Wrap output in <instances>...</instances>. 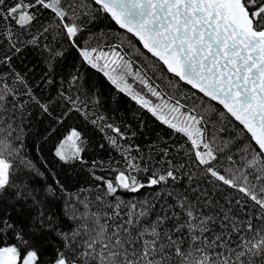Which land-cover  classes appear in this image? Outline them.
Instances as JSON below:
<instances>
[{
  "label": "snow or ice",
  "instance_id": "obj_1",
  "mask_svg": "<svg viewBox=\"0 0 264 264\" xmlns=\"http://www.w3.org/2000/svg\"><path fill=\"white\" fill-rule=\"evenodd\" d=\"M41 10L52 14L46 25ZM101 12L138 42L129 40L135 63L122 43L93 46ZM0 26V264H264V0H0ZM64 43L185 141L153 161L121 148V129L105 124L125 167L112 170L114 179L94 174V190L69 194L61 218L47 203L56 188L29 183L43 173L23 153L24 111L64 103L78 112L79 100L65 91L42 99L14 61L32 45L53 71ZM43 81L53 83L47 73ZM83 143L74 129L55 156L83 162ZM144 188L157 191L143 200L119 195Z\"/></svg>",
  "mask_w": 264,
  "mask_h": 264
},
{
  "label": "trees",
  "instance_id": "obj_2",
  "mask_svg": "<svg viewBox=\"0 0 264 264\" xmlns=\"http://www.w3.org/2000/svg\"><path fill=\"white\" fill-rule=\"evenodd\" d=\"M95 10V5H93ZM43 15L40 21L45 25L49 22L52 14L49 10H41ZM2 27V26H0ZM91 31L95 33L97 39L92 41L93 46L99 42L101 47L112 44H123V51L129 53V58L135 63L138 53L129 44L139 47L138 42L125 30L119 27L104 13H99L98 18L91 24ZM28 37L23 36L21 40ZM84 38H87L85 33ZM43 43V41H41ZM60 50H64V55L57 58V63L53 71H49V65L44 55H41V48L27 45L15 60L17 71H23L33 91L42 99L46 97H57L60 91H65L67 95L78 97L79 103L76 107L80 111H68L72 105L65 106L53 103L50 113H42L34 105H28L24 111V131L21 135L23 142V153L38 172L43 175L32 173L29 183L38 190H43L52 185L56 188V194L49 196L47 203L50 212L63 217L64 204L69 194L81 192L83 198L89 194V190H94V185L98 182L95 175H103L107 179H114L113 169L119 170L125 167L124 154L111 146L108 137H115L116 134L111 129L104 127L105 124H112L121 129L125 139L118 141L121 148L131 146V155H143L145 158L152 157L153 161L158 157L162 148L168 147L173 155L177 154V149L184 145L185 138L182 134H177L174 130L162 124L151 113L141 108L126 93L119 92L102 73L87 65L82 64L76 49L71 48L67 43L62 45ZM53 79L52 84L42 82L45 74ZM79 74L82 79L75 85L69 84L71 77ZM63 81V84L61 83ZM157 83L160 80L157 79ZM133 88L149 98L153 103L162 101L152 97L143 85L129 79ZM167 81L162 85L164 99L172 93V89L167 87ZM15 87L23 89V85L14 84ZM187 91L182 86L180 92ZM179 92L176 97H179ZM67 113L66 115H62ZM103 117V120L98 119ZM96 123H93V121ZM17 120V125H19ZM237 127H240L237 125ZM103 128V130H101ZM81 133L83 140L81 152L82 161L71 162L60 161L55 156V147L72 131ZM20 129L17 128V133ZM134 133V135H133ZM103 145V147H101ZM19 146V145H17ZM179 159V156H177ZM95 162V168L93 164ZM144 174L140 173L143 179ZM60 186L65 189L60 191ZM157 189L144 188L139 193H128L121 190L119 195L125 199L143 200L151 198ZM230 192V190H228ZM219 195L221 200L227 195ZM12 216H16L15 209H9ZM71 224V221H67ZM51 249L49 250V255Z\"/></svg>",
  "mask_w": 264,
  "mask_h": 264
}]
</instances>
